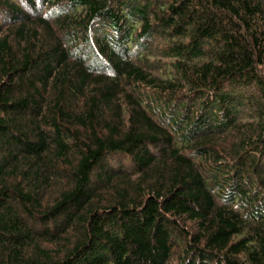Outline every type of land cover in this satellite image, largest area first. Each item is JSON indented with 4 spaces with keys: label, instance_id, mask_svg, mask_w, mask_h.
Wrapping results in <instances>:
<instances>
[{
    "label": "trees",
    "instance_id": "1",
    "mask_svg": "<svg viewBox=\"0 0 264 264\" xmlns=\"http://www.w3.org/2000/svg\"><path fill=\"white\" fill-rule=\"evenodd\" d=\"M0 16V264H264V0Z\"/></svg>",
    "mask_w": 264,
    "mask_h": 264
},
{
    "label": "rangeland",
    "instance_id": "2",
    "mask_svg": "<svg viewBox=\"0 0 264 264\" xmlns=\"http://www.w3.org/2000/svg\"><path fill=\"white\" fill-rule=\"evenodd\" d=\"M17 1V0H16ZM3 20H2V17L0 16V22H2Z\"/></svg>",
    "mask_w": 264,
    "mask_h": 264
}]
</instances>
